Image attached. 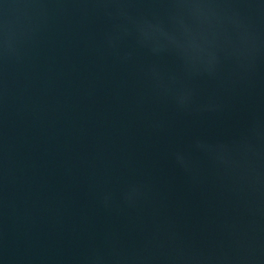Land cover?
Returning <instances> with one entry per match:
<instances>
[{"label":"water","instance_id":"obj_1","mask_svg":"<svg viewBox=\"0 0 264 264\" xmlns=\"http://www.w3.org/2000/svg\"><path fill=\"white\" fill-rule=\"evenodd\" d=\"M0 264H264V0H0Z\"/></svg>","mask_w":264,"mask_h":264}]
</instances>
